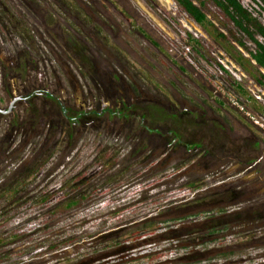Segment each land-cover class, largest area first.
<instances>
[{"label":"flooded vegetation","instance_id":"af4514ba","mask_svg":"<svg viewBox=\"0 0 264 264\" xmlns=\"http://www.w3.org/2000/svg\"><path fill=\"white\" fill-rule=\"evenodd\" d=\"M191 2L201 7V0ZM210 2L214 4L206 1L202 10L214 27L199 23L179 0H0V125H13L14 132H40L46 127V121L37 113L42 105L49 106L69 129L86 130L91 126L102 130L107 122L113 136L119 135L128 127L119 118L122 102L133 104L136 90H143L140 85L147 88L148 83L149 89V82L155 77L178 94L167 96L163 105L169 110L180 109L177 116L180 119L197 120L201 106L215 104V110L211 111L218 119L225 123L227 117L232 124L228 126L235 131L250 133L242 120L223 114L220 104L230 103L228 96L233 100L237 95L246 107L242 109L251 115L250 107H253L257 110V120L264 122V69L243 48L226 51L223 47L226 40L236 44L227 22L234 24L215 4L221 14L211 17L206 12ZM249 2L250 6L242 4L264 24V4L260 0ZM184 14L186 20L181 18ZM215 30L226 39H217ZM257 39L263 42L261 36ZM216 44L220 45L217 49ZM247 47L255 50L251 40H247ZM56 52L64 54L65 64L56 57ZM239 52L247 58L244 65L238 61ZM46 53H51L52 58ZM74 54H78V61L73 59ZM94 59L101 62L97 64ZM54 64L66 69L68 87L63 94L68 96L70 89L72 100L58 98L51 89L41 90L44 78L49 76L48 68L54 69ZM158 68L172 80H166ZM253 72L261 82L253 77ZM79 91L82 99L73 104ZM27 113L31 117L24 118ZM129 118L131 127L135 123L133 110ZM255 123L260 125L258 121ZM48 126L52 128L51 124ZM12 136L8 134L9 138ZM261 143L256 142L255 147H260L264 156ZM263 156L238 163L243 176L238 185L231 184L228 188L236 187L243 193L241 202H248L250 194L257 197L264 194V170L258 168Z\"/></svg>","mask_w":264,"mask_h":264},{"label":"rangeland","instance_id":"374dc122","mask_svg":"<svg viewBox=\"0 0 264 264\" xmlns=\"http://www.w3.org/2000/svg\"><path fill=\"white\" fill-rule=\"evenodd\" d=\"M242 3L245 6H250L249 0H243ZM206 10L213 18L219 17L221 14L220 10L212 2L208 3ZM181 16L182 19H187L186 14ZM227 25L232 30H235L231 22L228 21ZM103 31L111 34L106 29H103ZM115 38H118L117 34H115ZM106 43L111 44L109 41H106ZM215 47L217 49L220 45L216 44ZM98 54L100 55L99 52ZM45 55L48 58H52L51 53H46ZM77 55H73L75 61H78ZM56 57L63 61L62 64H65L66 60L64 59L63 53L56 52ZM100 57L102 60H105L102 55ZM90 60H92L91 57ZM94 60L97 64L101 62L99 59ZM135 65L130 64L131 67ZM73 69L76 71V68ZM166 70L169 71V69ZM48 71L49 76L44 78L41 90L43 91L44 88L51 89L58 98L66 101L68 97L72 100L73 95L69 93L71 92L70 89L68 96L66 93L63 94L68 87L65 76L66 69L54 64V69L48 68ZM135 71L137 72L138 69ZM157 71L166 80H172L161 69L158 68ZM52 83L55 84V87L50 88L49 85ZM140 86L143 87V90L141 92L139 89L136 90L133 105H138L142 102L147 103L148 127L160 129L159 136L151 135V137L146 133L129 132L128 127L122 129L119 135L115 134L113 136L112 131H110V124L108 125L107 122H105L102 130H96L91 126L86 128V130H79V128L69 129L67 126L61 124L58 115H53V110L49 106L43 107L42 105H40L37 113L41 120L46 121V127L41 128L40 132L39 130L14 132L12 129L13 125L11 127L6 123L0 125V184L5 178L15 179L19 175L24 177L27 173L23 167L24 164L28 166L33 162L40 161V152L47 150L45 152L46 154L55 149L53 150L51 158L42 159L43 162L46 161L49 163L46 168L48 171L38 176H30L29 182L32 185L28 188V192H31V194H36L41 191L44 193H54V188L58 186L56 183L66 176V171H64L65 167L67 169H73L75 167L76 171L87 167L88 173L95 170L93 169V160L107 146H111L120 152V154L122 152V157L117 167L121 169L126 164L125 161H122V158L128 152H131L134 147L138 145L142 146L140 145L141 138H144L143 144L146 147L144 156H148L147 171L142 173L141 176H138L130 187L122 186L118 189L114 187V189L103 191L99 194L100 200L96 205L83 212L76 211L79 213L64 217L63 221L58 224L60 228H67L69 234H78L80 239L83 238L79 245L76 244L77 246L75 248L70 247L67 250L68 253L66 256L71 260L67 264H183V261H171L174 260V252L177 253L178 251L180 254L184 252V249H181L183 243L156 239L154 236L157 234L149 236L146 245L140 244L136 246L137 248L126 251L125 253L115 252L106 254L105 252L100 254L97 252L103 247L102 235L104 234L118 230L123 232L127 229V226L136 225V223H141L152 216H156L158 221L173 218L175 214H173V211L171 212V208L180 205L182 199L186 196L193 195L187 190V183L199 181L202 187H205L202 191L206 189L213 191L219 187H229L231 184L232 186H236L243 176L241 175L242 166H239L238 163L240 164V162L243 163L246 160H253L263 156L260 147L256 148L255 143L262 142L261 144H264V122L257 120L259 119L256 113L257 110L253 107H250V114L252 116L247 111H244L242 109L244 105L237 95L234 96L233 100L228 96L227 99L228 101L230 100V103L227 104L225 102L226 105L225 103L220 104L221 111L223 114L229 113L238 120H242L243 122H240L245 124L244 128L250 129V133L248 132V134V130L241 133L240 129L235 131L233 127L228 126L232 124L227 117L225 118V123L221 119H218L216 113L211 111L215 110V104L201 106V113L197 120L192 118L180 119L177 117L179 116L178 114H181L180 109L169 110L163 105L164 100H167V96L171 97L172 94L178 96V94L173 93L171 88L162 83L160 79L154 77L153 81L149 82V89L148 83L147 88H144L145 85ZM186 87L189 88L188 83ZM222 92H225V90H222ZM81 97L82 95L79 91L78 98L73 104L81 101ZM159 101H162V103ZM232 101L234 103L233 105L236 106L232 105ZM28 116L31 117V114H28L24 118ZM152 118H155L158 123L151 124ZM261 120L263 119L261 118ZM257 121L260 125L255 123ZM49 124H51L52 128H49ZM169 132L179 135L180 145H171L175 139V135ZM70 133L71 140L69 141ZM8 134L9 136L11 134L13 136L9 138ZM57 141H60L58 145H56ZM189 143L192 145H190V148H187L186 144ZM230 158L231 160L226 163L225 161ZM258 168L261 171L264 170L263 159L260 161ZM229 179L232 181H228ZM260 195L262 197L250 194V200L242 204L246 206L253 204L261 207L264 205V194ZM176 199L181 200L176 202ZM171 202L173 203L170 204ZM166 204L167 206H165ZM242 204L239 202V204L234 205L241 207ZM27 206L25 209L16 211L17 215L15 220L11 221V224L16 225L24 222L25 212H36L39 210L35 209L31 202ZM229 207L232 208L231 205ZM224 208L226 207L224 206ZM40 223L41 219L38 217L22 223L21 228L25 232L30 233L33 231V235L29 237V240L37 239L42 235L43 231H38L37 233L34 231L39 228L38 225ZM161 226L159 225L158 227ZM241 230L238 229L235 231L236 239L237 237L241 238L242 234H244ZM234 245L237 246L234 248ZM214 246L213 244L209 245L210 248L208 251L210 252L209 257L211 256V258H215L212 250L217 247ZM225 248L226 252L233 251L235 255H229L224 261L223 259H221L222 261L213 259V264L264 263V247H256L251 250L248 245L244 247L239 243L228 242ZM195 250V248L192 249V251ZM247 251H249L251 257H248ZM60 254L61 256H59L58 260L65 256L63 253ZM152 255L154 256L149 257ZM249 259H251V262ZM166 261H170V263H166ZM206 263L207 261L203 264ZM36 264H62V262L56 263V259L54 258L52 261H40Z\"/></svg>","mask_w":264,"mask_h":264},{"label":"trees","instance_id":"16d2710c","mask_svg":"<svg viewBox=\"0 0 264 264\" xmlns=\"http://www.w3.org/2000/svg\"><path fill=\"white\" fill-rule=\"evenodd\" d=\"M206 1L209 0H201V7L194 5L191 0H179V3L199 23L214 27L202 10L206 6ZM211 1L230 18L235 26V30H230V34L236 44L226 40L223 46L226 51H237L239 47L243 48L249 52L258 66L264 69V24L262 21L253 12L245 8L239 0ZM260 1L264 4V0ZM215 33L217 39H226L221 32L215 30ZM258 35L263 38V42L257 39ZM247 40H251L255 44L254 51L248 49ZM244 59L247 61V58L240 53L238 61L243 64ZM248 60L250 61V59ZM252 67L255 69V65L252 64ZM244 68L246 69V67ZM252 75L258 82H261L258 75L254 72ZM131 110L135 113V123L134 125L131 123L130 127L129 112ZM121 111L119 118L125 120L124 124L128 126L129 132L160 134L158 129L148 127L147 103L127 105L122 102ZM78 116L82 117L83 115L78 114ZM157 123L156 119L152 118L151 124ZM169 133L175 135L171 145H180L179 135L173 132ZM70 137L71 133L69 141L71 140ZM141 139L140 145L142 146L134 147L131 152H128L122 158V161H125L126 164L121 169L117 167L122 152L120 154L111 146H107L93 160V169L95 170L90 173H88L87 167H83L78 171L75 167L73 169L65 167L66 176L56 183L58 186L54 188V193L41 191L31 194V192H28V188L32 185L29 182L31 175L38 176L48 171L46 168L49 163L43 162L42 159L51 158L55 149L46 154L47 150L40 152V161L33 162L28 166L24 164L23 167L27 171L24 177L19 175L15 179L5 178L0 184V264H36L40 261H52L54 258L56 263L67 264L71 262L70 258L66 256L67 250L70 247L75 248L83 238L80 239L78 234H69L67 228H60L58 224L63 221L64 217L86 211L96 205L100 200L99 194L103 191L114 189V187L117 189L122 186L130 187L138 176L147 171L148 156H144L146 147L143 144L144 138ZM58 142L60 143V141H57L56 145L59 144ZM190 145L192 144H186V147L190 148ZM187 186V190L193 195L186 196L182 199L180 205L171 208V212L173 211V214H175L173 218L158 221L156 216H152L141 223L127 226V229L122 230L123 232L118 230L104 234L102 235L103 247L97 253H125L137 248L136 246L140 244L146 245L148 237L154 234H157L154 237L159 240L183 243L181 249H184V252L180 254L176 250L177 253L174 252L173 254L174 260H171L183 261V264H203L205 261H207L206 264H213V259L216 261H222L221 259H223L224 261L229 255H235L233 251L226 252L225 247H227L228 242L239 243L244 247L248 245L251 250L256 247H264V205L259 207V205L250 204L246 206L242 204L245 203L241 202L243 193L237 190L236 187L229 189L224 186L213 191L209 189L202 191L205 187H202L199 181H191L187 183ZM178 200L181 199H176V202H179ZM239 201L242 206H235L234 204H239ZM30 202L35 209L39 210L25 212L24 222L38 217L41 219V223L38 225L39 228L34 231L35 233L43 231L42 235L34 240H29V237L33 235V231L27 233L21 228L24 222L16 225L11 224V221L15 220L17 215L16 211L25 209ZM159 225L162 226L158 227ZM238 229H242L241 231L244 234L241 238L237 237L236 239L235 231ZM210 244L217 247L212 250L215 258L209 257ZM193 248L196 250L192 251ZM249 251H247L248 257H251ZM60 253L65 254V256L58 260L61 256ZM249 260L251 262V259ZM166 263H170V261H166Z\"/></svg>","mask_w":264,"mask_h":264}]
</instances>
